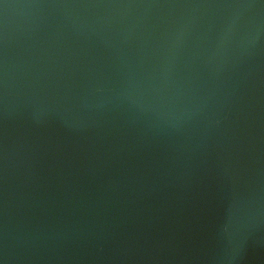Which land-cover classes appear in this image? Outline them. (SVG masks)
I'll list each match as a JSON object with an SVG mask.
<instances>
[{
  "label": "water",
  "instance_id": "1",
  "mask_svg": "<svg viewBox=\"0 0 264 264\" xmlns=\"http://www.w3.org/2000/svg\"><path fill=\"white\" fill-rule=\"evenodd\" d=\"M3 264H264V0H0Z\"/></svg>",
  "mask_w": 264,
  "mask_h": 264
},
{
  "label": "snow or ice",
  "instance_id": "2",
  "mask_svg": "<svg viewBox=\"0 0 264 264\" xmlns=\"http://www.w3.org/2000/svg\"><path fill=\"white\" fill-rule=\"evenodd\" d=\"M0 264H3V261L2 260H0Z\"/></svg>",
  "mask_w": 264,
  "mask_h": 264
}]
</instances>
